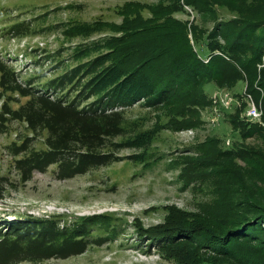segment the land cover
<instances>
[{
	"label": "rangeland",
	"instance_id": "374dc122",
	"mask_svg": "<svg viewBox=\"0 0 264 264\" xmlns=\"http://www.w3.org/2000/svg\"><path fill=\"white\" fill-rule=\"evenodd\" d=\"M128 3L134 4L129 10L138 20V38L144 28L161 25L169 17L166 26L173 30L175 52L190 51L204 65L208 58L219 62L221 55L231 59L221 58L225 61L214 80V71L206 72L197 86L204 99L190 107L193 114L177 110L152 114L146 125L158 124L162 130L142 163L129 159L135 151H122L121 160L108 168L57 180L51 166L22 182L13 168L17 157L9 154L7 146L19 144V136L31 133L22 123H9L0 134V177L7 185L0 193V220L27 214L53 218L62 226L86 219L91 238L103 240L101 245L85 247L78 256L20 264H182L183 259L168 258L175 251L197 264H238L221 255L216 244L232 223L253 224L264 186L240 174L241 159L220 152L234 144L231 115L245 123L259 122L249 119L247 110L264 98V55L260 61L255 57L264 27V0H0V56H9L18 69L27 68V75L52 78L64 71L62 63L69 66L76 45L84 43L81 38L65 37L59 25L98 21L108 39L117 38L123 33V7ZM20 22L29 29L17 37L2 34ZM132 35L123 34V39ZM10 106L17 108V103L12 101ZM144 113L137 106L128 111L131 118ZM177 116L185 129L169 127L168 120ZM256 138L245 140L244 145L236 139L235 146L254 151ZM35 147L43 146L38 141ZM151 229L173 236L168 247L141 235ZM162 249L168 256L161 254Z\"/></svg>",
	"mask_w": 264,
	"mask_h": 264
},
{
	"label": "trees",
	"instance_id": "16d2710c",
	"mask_svg": "<svg viewBox=\"0 0 264 264\" xmlns=\"http://www.w3.org/2000/svg\"><path fill=\"white\" fill-rule=\"evenodd\" d=\"M131 5L134 6L128 3L123 7V33L117 38L108 39L104 25L98 21L59 25L65 37L81 38L84 43L76 45L69 55V66L62 63L64 71L52 78L27 75V68L18 69L9 56H0V101L4 99L0 105V134L13 122L22 123L31 133V136H19V144L7 146L9 154L14 159L17 157L13 168L22 182L30 181L34 172L45 171L51 166L55 167L57 180L108 168L121 160L122 151H135L129 159L144 162L162 130L158 124L147 126L146 122L162 112L177 110L193 114L190 107L199 105L204 99L197 86L206 77V72L212 69L214 80L220 63L225 61L221 58L231 59L221 55L219 62L208 58L204 65L198 61L200 58L195 52L197 56L184 50L187 57L182 52H175L171 45L173 30L166 26L171 18L165 16L161 25L144 28L142 38H138L140 33L135 35L138 20L136 15H131ZM139 21L142 22L140 18ZM23 24L17 23L2 34L17 37L29 29ZM133 25L135 28H131ZM126 26L130 28L123 30ZM262 29L255 53L258 60L264 55V27ZM127 33L133 35L125 40L123 34ZM98 35L99 40L85 42ZM110 42L113 46L117 44L116 47ZM7 93L15 94L16 98H5ZM22 98L25 101L20 103ZM12 101L17 103V108H11ZM258 101L260 103L256 104L259 105L254 104L261 111L259 122L245 123L237 116L229 117V124L234 126L231 131L234 144L220 154L241 159L240 174L258 180L264 186V98ZM135 106L145 112L143 116L131 118L128 115ZM168 123L174 130L186 126L179 116L169 119ZM255 137L258 146L254 145V151L248 152L242 145L235 146L236 139L244 145L245 140ZM38 141L42 148L35 147ZM4 181L0 177V193L4 187L6 189ZM239 184L238 179L236 185ZM255 209L258 215L253 224L248 221L232 223L231 228L224 231L223 240L216 244L221 255L238 264H264V198ZM88 221L84 219V223L60 226L53 218L39 219L27 214L14 216L11 221L0 220V264L69 258L82 254L89 245H101L102 239L91 238L93 236L86 228L90 225L86 223ZM158 230L162 229L146 230L141 235L154 243L169 245L173 236ZM165 253L168 256L162 249L161 254ZM170 257L183 259L182 264H197L186 256L180 258L178 251L171 252Z\"/></svg>",
	"mask_w": 264,
	"mask_h": 264
},
{
	"label": "built area",
	"instance_id": "2783aa9c",
	"mask_svg": "<svg viewBox=\"0 0 264 264\" xmlns=\"http://www.w3.org/2000/svg\"><path fill=\"white\" fill-rule=\"evenodd\" d=\"M247 116L249 117V119L259 120L261 117V111L252 103L247 110Z\"/></svg>",
	"mask_w": 264,
	"mask_h": 264
}]
</instances>
